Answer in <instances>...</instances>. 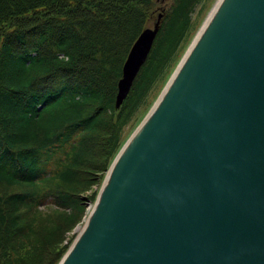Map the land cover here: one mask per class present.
Segmentation results:
<instances>
[{"label": "water", "instance_id": "obj_1", "mask_svg": "<svg viewBox=\"0 0 264 264\" xmlns=\"http://www.w3.org/2000/svg\"><path fill=\"white\" fill-rule=\"evenodd\" d=\"M159 30L131 47L116 108ZM108 175L59 264H264V0L220 1Z\"/></svg>", "mask_w": 264, "mask_h": 264}, {"label": "trees", "instance_id": "obj_2", "mask_svg": "<svg viewBox=\"0 0 264 264\" xmlns=\"http://www.w3.org/2000/svg\"><path fill=\"white\" fill-rule=\"evenodd\" d=\"M152 2L0 0V264H54L27 261L15 243L36 239V213L48 200L64 211V227L80 221L86 206L76 191L92 185L83 173L100 155L99 135L109 140L101 155L114 157L179 57L200 0H178L112 122L123 65L145 28L142 6Z\"/></svg>", "mask_w": 264, "mask_h": 264}, {"label": "rangeland", "instance_id": "obj_3", "mask_svg": "<svg viewBox=\"0 0 264 264\" xmlns=\"http://www.w3.org/2000/svg\"><path fill=\"white\" fill-rule=\"evenodd\" d=\"M177 2L178 0H153L151 6H142L147 17L145 28H154L160 18L161 30L165 21L167 20L169 13ZM218 3L219 0H200L192 15L193 30L191 34H189L187 41L180 51L179 57L172 65L166 77L156 84L151 94L149 95L147 105L143 106L134 116V118L129 122V124L124 128L121 148L126 144L129 138L148 117L152 108L155 106L160 96L162 95L172 74L178 67L180 61L188 52L196 37L199 35L202 26L214 12ZM84 6L89 8V10L86 11H92V9H94L91 4H84ZM45 15V12L42 11L38 13L37 17L42 18ZM5 25H7L8 28L12 26L14 27L12 23H6ZM121 107L122 106L116 108L113 117H111L112 122L117 119ZM98 140L99 141L97 142V148L99 149L98 153L100 155L98 158L94 159V163L91 165V169L88 172L83 173V180H93L92 185L89 186L87 185V183H83L80 187H78L76 191V196L86 206V213L82 216V218L76 225H73L71 227H64L63 225L65 224L63 223L65 221L63 217L64 215H62L64 211L62 209L57 207V205H54L51 200H48L46 201V203L41 205L38 212L36 213L38 220V233L36 239L29 244L23 243V241L15 243L17 248H19V246L22 247V254L27 261H43L45 263H52L53 260L56 259L54 264H59L65 254L69 251L73 243L76 241L79 234L84 229L87 218L91 210L97 203L100 192L104 186L108 170L110 169L112 163L121 150L120 148V150L114 157L107 159L106 157L101 155V152L103 150L105 152H108L107 147L109 146V140L106 132H103L101 135H99ZM106 165H108V169L103 171V166ZM59 227L61 229L59 233H51L52 230H56V228ZM57 257H59L58 260Z\"/></svg>", "mask_w": 264, "mask_h": 264}, {"label": "bare ground", "instance_id": "obj_4", "mask_svg": "<svg viewBox=\"0 0 264 264\" xmlns=\"http://www.w3.org/2000/svg\"><path fill=\"white\" fill-rule=\"evenodd\" d=\"M220 1H221V0H219V3H220ZM219 3H218V4H219ZM218 4H217V6H218ZM217 6H216V7H217ZM215 9H216V8H215ZM208 20H209V18H208ZM208 20H207L206 23L202 26V28H201V30H200V33H201V31L203 30L204 26L207 24ZM200 33H199V34H200ZM198 37H199V35L196 37V39H197ZM196 39H195V41H196ZM195 41L193 42V44L195 43ZM193 44H192V45H193ZM192 45H191V46H192ZM190 48H191V47H190ZM182 60H183V59H182ZM182 60H181V61H182ZM181 61H180V63H181ZM180 63H179V64H180ZM131 137H132V136H131ZM131 137H130V138H131ZM130 138H129V139H130ZM108 176H109V175L107 174V177H108ZM96 205H97V203L95 204L94 208L91 210V212H90V214H89V216H88V218H87L86 223L88 222V220H89L91 214H92L93 211L95 210ZM85 225H86V224H85Z\"/></svg>", "mask_w": 264, "mask_h": 264}]
</instances>
